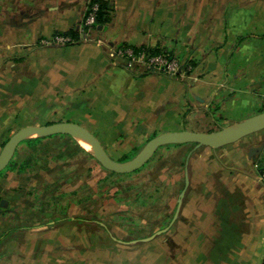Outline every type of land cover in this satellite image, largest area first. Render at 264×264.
I'll list each match as a JSON object with an SVG mask.
<instances>
[{"label": "crops", "instance_id": "obj_1", "mask_svg": "<svg viewBox=\"0 0 264 264\" xmlns=\"http://www.w3.org/2000/svg\"><path fill=\"white\" fill-rule=\"evenodd\" d=\"M103 1L107 20L94 26L92 39L83 40L79 27L89 0H0V151L20 127L77 119L103 137L107 153H132L113 159L129 160L158 133L211 131L264 110V0ZM71 30L79 35L73 43L42 42ZM119 44L167 50L191 69L177 77L129 70L111 56L110 49ZM58 139L74 142L84 155L82 176L90 165V172L101 177L102 167L87 160L76 138L53 135L40 144ZM124 144L128 148H117ZM39 147L21 143L13 157L17 167L4 172L6 179L49 174L48 164L58 153L39 155ZM69 149L70 158L74 147ZM60 154L61 174L68 154ZM263 172L264 129L218 148L190 149L172 172L173 188L165 187L177 193L174 214L188 178L173 222V215L167 219L169 201L161 205V221L145 225L153 230L138 235L139 227L134 228L133 237L118 230L112 235L93 215L55 223V206L70 207L74 201L59 196L73 192L87 189L75 206L87 207L90 192L101 207L113 209V202H105L107 193L92 188V182L48 198L36 185L7 186L1 213L25 202L32 214L17 216V210L10 226L1 228L0 264H262ZM89 184L97 192L89 191ZM43 211L54 212L45 217Z\"/></svg>", "mask_w": 264, "mask_h": 264}, {"label": "rangeland", "instance_id": "obj_2", "mask_svg": "<svg viewBox=\"0 0 264 264\" xmlns=\"http://www.w3.org/2000/svg\"><path fill=\"white\" fill-rule=\"evenodd\" d=\"M120 63L124 64V62H121V61ZM140 72L142 73L145 71L140 70ZM154 73L155 72L153 73L149 72V74H154ZM61 120H65V119H53V120L45 121V123L43 122L41 124H46V123H50L54 121H61ZM75 122L78 123L77 119L75 120ZM216 129H211V131L216 130ZM90 130L91 132L93 130L92 133L96 137L97 136L99 137L97 138L101 140V143L103 144L105 148H108L107 147L108 144L104 142L103 137L98 135L97 131H95L94 129H90ZM64 140L65 139H63V141L62 139L61 140L60 139L50 140L49 144L38 145V146H41V148L39 147L41 149V151L38 153L39 155L45 152L58 153L53 157L52 162L48 164L49 168L51 167L49 170V174H44V172H35L34 175L33 174H28L27 176L23 175L22 178L19 177L18 179H16L17 178L16 176L13 178L8 177L6 179L8 175L6 176V173H4L5 169L2 170L1 172L2 174L3 173L4 174L3 176L0 177V197L7 196V194H5L6 187L10 185H15L16 183H23V184H26V186L28 187H32L33 185H36L37 187L42 188L43 195L48 198V197H52V194L57 195V193L59 191H62L63 189L64 190H68L69 188L73 189L76 186H78L80 182L81 183L92 182V188L94 189L98 188L99 191L102 190L107 193L106 197H104L105 202L107 200L113 202V209L125 210L128 208V210L130 211L127 214L129 215L128 221H130L131 223L129 222L127 223L124 219H121V217L117 219L116 216L113 217L112 219L109 217H108L109 219L107 220H105V218L102 219L105 213L110 210V208L101 207L103 204L101 205V202L99 201H93L94 203L88 204L87 207H84L83 205H81V203L78 205L79 207L72 204V206L66 207L65 214L71 215V217L73 218L76 216L77 217H85V216L87 217V216H91L90 212H92L93 210V212L96 213L93 215V217L94 218L98 217L97 219H100V221H102L103 224H106L110 228L112 235H117L118 233L115 234V232L118 230L121 233H123V237H127L128 235L129 237H133L135 233H132V232L134 231V228H138V227L139 229L136 230L137 231L136 234L145 235V234L150 233L153 229L145 228V225L148 223V219H150V217L153 218V215H154L155 219H157V222H159L163 214H165L164 208L161 207V205H165V203H169V201H170L169 203L170 205L168 207V213L170 216L173 215V211H174L173 204L177 198V193L175 192V190L172 191L173 189H171L170 192L165 191L166 190L165 187L167 186V188L169 189V186L172 185L171 188H173L175 178L171 176L172 172L173 170L175 171L176 169L181 168V159L182 158L184 159L186 157L187 152L190 149H194V146L193 147L190 145L180 146L178 148L176 147L173 149L168 148L166 146H161L156 150V152L148 160V162L137 172H133L132 174L126 175V176L112 175L103 180L104 176L108 175V173L106 170H103L102 168H99L100 170L98 173L101 177H97L91 172H89L88 175L86 176L85 175L82 176V173L84 172V168H85L84 155L80 152H76L75 150L76 145L74 144V142L67 143V142H64ZM77 143L79 142L77 141ZM188 144L190 143H186V145ZM79 145L81 144L79 143ZM128 145L129 144H124V145L118 146L117 148L125 149V148H128ZM71 146L74 147V155H72L69 158V156L71 155L70 152H72V150L69 149ZM122 151H124V153H120L119 151L109 150L108 154L112 156L113 158H116L117 156H122L123 154L127 156L132 155V153H129L125 150H122ZM62 152H66L68 154V158L65 161V166L67 170H65L63 173L60 174L59 173L61 170L60 168L62 167H61V164L59 163V160L62 157L61 156L62 154H60ZM49 158H52V156H50ZM97 178H100L103 181H101L100 183L96 185L95 180ZM142 185L143 187H145V189L143 188L142 189L143 191L141 192L142 194L141 197H144V196L146 197L145 199L146 203L144 205L145 209L141 207V204L143 203L142 201L134 202L131 199L133 195L135 194V192L138 191L137 189H139ZM176 186L179 188L181 186V182H179L178 185ZM124 192L125 194L127 192L128 195L130 196L126 198V196L123 194ZM164 192H166L165 195H164ZM82 194L84 196L87 195V189L84 190L83 192L79 191L75 195L59 196L58 194L55 197L59 196L63 198V200L65 199L66 201H70V200L72 201L74 199H80V196ZM150 194L155 195V197L149 196ZM129 197L131 198L129 199ZM26 199L28 200L31 198H28L27 196ZM116 199L117 201L119 200L120 203H118L119 201L117 202ZM123 200H126V201L128 200L129 204L124 205ZM36 201H38V199H36L35 201L33 200V202H36ZM33 202L31 201L29 203H33ZM5 204L6 203L4 202V205ZM153 207H156L155 211L158 212L156 215H155L154 210H152ZM25 208H26L25 202H24V206L12 208V210L7 211L5 213H1L2 210L0 208V230L2 227H4V225L10 226V220L15 218V212L17 210H18L17 216L24 215L25 217L28 218L29 214H32V213H28L27 209ZM140 209H142V211ZM53 212L54 211H50V212L43 211L41 213L45 217H48V216H52ZM61 213L62 211L60 209H55V213L53 216L57 217ZM128 224H129L128 228L130 230H127L126 225ZM163 224L164 223L160 225H163ZM66 230L72 231L70 227L66 228ZM105 262L111 263L110 260H105Z\"/></svg>", "mask_w": 264, "mask_h": 264}, {"label": "water", "instance_id": "obj_3", "mask_svg": "<svg viewBox=\"0 0 264 264\" xmlns=\"http://www.w3.org/2000/svg\"><path fill=\"white\" fill-rule=\"evenodd\" d=\"M262 129H264V110L212 131L186 129L165 131L149 138L131 159L119 161L113 159L107 153L99 139L88 128L77 122L61 120L41 125H25L14 131L3 144L0 151V172L9 165L21 142L31 137L66 134L76 139L82 138L92 147V154L102 167L116 173H128L142 167L153 156L156 150L163 145L191 143L194 148L201 146L218 148ZM187 184L188 178L185 176L184 188L179 193L176 211L173 214L171 222L176 217L177 209L179 208ZM4 202L0 200L1 205H4ZM167 229L168 226L161 228L142 240H149Z\"/></svg>", "mask_w": 264, "mask_h": 264}, {"label": "built area", "instance_id": "obj_4", "mask_svg": "<svg viewBox=\"0 0 264 264\" xmlns=\"http://www.w3.org/2000/svg\"><path fill=\"white\" fill-rule=\"evenodd\" d=\"M98 3H91L86 7L83 20L79 27L81 32L80 38L90 40L91 32L96 25V13L98 11ZM79 36V35H78ZM79 37H73L70 34H56L51 37L43 38V43L66 44L77 41ZM111 56L124 62V66L133 71L156 72L167 76L177 77L191 69L190 64L182 65L167 50L157 53H151L146 47H131L128 45H120L110 49ZM264 181V172L260 177Z\"/></svg>", "mask_w": 264, "mask_h": 264}, {"label": "trees", "instance_id": "obj_5", "mask_svg": "<svg viewBox=\"0 0 264 264\" xmlns=\"http://www.w3.org/2000/svg\"><path fill=\"white\" fill-rule=\"evenodd\" d=\"M91 3H98V11H97V13H96V24H103V23H105V21L107 20V3H106V1H103V0H89V2L87 3V6H90L91 5ZM67 33H69V34H71L73 37H78V31H76V30H71V31H68ZM121 45H125V44H121ZM119 46H120V44H119ZM148 49V48H147ZM151 53H157V52H159L158 51V49H154V48H149L148 49ZM56 135H60V136H65V137H70L69 135H66V134H56ZM51 136H53V135H50V136H47V137H31V138H26V139H24L21 143H23V144H34V145H36V146H38V145H40V142L43 140V139H46V138H48V137H51ZM173 145H180V144H173ZM80 149H81V151L82 152H84L85 154H86V157H87V160L88 161H91V160H94V161H96V163H98L99 165H100V163L95 159V157L93 156V154L92 153H90V152H88L86 149H84V148H82V147H79ZM154 155V154H153ZM125 160H127V159H125V158H123V159H121V160H119V161H125ZM148 162V161H147ZM146 162V163H147ZM145 163V164H146ZM144 164V165H145ZM143 165V166H144ZM101 166V165H100ZM142 166V167H143ZM16 167H17V165H16V163H15V161H14V159H13V161H11L10 163H9V165L5 168V170L4 171H6V170H15L16 169ZM102 167V166H101ZM142 167H140V168H138L137 170H135V171H132V172H128V173H116V172H113V171H110V170H107V169H105L104 167H102L104 170H106L107 171V173H108V175H106V176H104V178H103V180L105 179V178H108V177H110V176H112V175H118V176H126V175H130V174H132L133 172H137L138 170H140ZM91 169H92V167L89 165V167L87 168V172L89 173L90 171H91ZM1 174H2V172H0V176H1ZM145 189V187H143V185L139 188V189H137L138 191L137 192H135V194L133 195V197L131 198V197H129V199L131 198L132 199V201H134V202H138V201H142L143 203L141 204V207L142 208H144L145 209V203H146V201H145V199H146V197L144 196V197H141V192L143 191L142 189ZM91 189V186H90V184L88 185V190L89 191H92V190H90ZM92 192H97V191H92ZM74 194H76L75 192H73ZM63 194V193H62ZM125 196H126V198H128V196H130V195H128V193L126 192V194H125V192L123 193ZM166 194V192L164 193V195ZM149 196H151V197H155V195H153V194H150ZM0 199H1V197H0ZM87 199L89 200L90 199V204H93V198H92V196H91V194H90V192L88 193V197H87ZM116 201H117V199H116ZM119 201V200H118ZM117 201V202H118ZM124 202H123V204L124 205H127V204H129V201L127 200H123ZM79 203V199H74V201H73V205H76V204H78ZM118 203H120V201L118 202ZM1 208V210H3V212L6 210L4 207H0ZM55 209H60L61 211H62V213L59 215V216H57V217H55V219H54V221H55V223L58 225L59 223H62V222H65V221H69V220H83L84 219V217H71V215H68V214H65V211H66V207H61V206H55ZM141 211H142V209H140ZM152 210H154V212H155V215L158 213L157 211H155L156 210V207H153L152 208ZM64 212V213H63ZM130 211L128 210V208L127 209H125V210H116V209H112V210H109V211H107L106 213H105V215L103 216V219L105 218V220H107V219H109V218H113V217H117V219H119L120 217H121V219H124L127 223L129 222V223H131L130 221H128V217H129V215H127L128 213H129ZM174 212V211H173ZM91 214L90 215H94V214H96V213H94L93 212V210H92V212H90ZM172 216V215H171ZM171 216L169 215V213H167V219H168V221L170 220V218H171ZM109 217V218H108ZM87 218L88 219H91V216H87ZM155 220V217H154V215H153V218H151L150 217V219H148V223H147V226L148 227H150V226H153L156 222H154V220ZM167 221V222H168ZM126 223V224H127ZM123 224H125V223H123ZM128 226H129V224L128 225H126V227H127V230H130L129 228H128ZM103 227V229L104 230H106L107 232H109L110 231V228L105 224V225H103L102 226ZM262 264H264V259H263V262H262Z\"/></svg>", "mask_w": 264, "mask_h": 264}, {"label": "bare ground", "instance_id": "obj_6", "mask_svg": "<svg viewBox=\"0 0 264 264\" xmlns=\"http://www.w3.org/2000/svg\"><path fill=\"white\" fill-rule=\"evenodd\" d=\"M77 141L81 144V146L86 149L88 152L93 153L92 147L82 138H77Z\"/></svg>", "mask_w": 264, "mask_h": 264}]
</instances>
